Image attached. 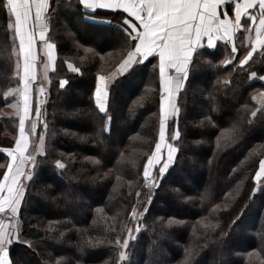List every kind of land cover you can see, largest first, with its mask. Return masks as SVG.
I'll return each instance as SVG.
<instances>
[{"label": "trees", "instance_id": "16d2710c", "mask_svg": "<svg viewBox=\"0 0 264 264\" xmlns=\"http://www.w3.org/2000/svg\"><path fill=\"white\" fill-rule=\"evenodd\" d=\"M115 14L49 0L36 24L57 60L35 120L30 153L41 138L43 147L27 170L11 264H264V183L253 180L264 159V51L242 69L241 49L229 64L225 45L194 54L169 121L176 154L151 184L143 167L158 142L159 60L113 77L130 50ZM12 23L0 5V180L18 131L6 114L20 83ZM99 76L109 84L106 114L93 99Z\"/></svg>", "mask_w": 264, "mask_h": 264}, {"label": "snow or ice", "instance_id": "6c2138e0", "mask_svg": "<svg viewBox=\"0 0 264 264\" xmlns=\"http://www.w3.org/2000/svg\"><path fill=\"white\" fill-rule=\"evenodd\" d=\"M80 3L92 11L105 10L120 12L126 25L125 34L130 43V50L119 64L117 74L124 76L136 64L149 61V58L159 59V79L162 89L160 96V119L158 142L155 150L147 158L143 167L145 182L153 178V171L159 165V174L164 175L173 160L175 149L168 143L169 139H178L179 132L169 136L170 110L178 113L179 109L173 103L174 95L180 90L182 84L188 80L189 68L192 65L195 52L201 48H215L217 41L225 44L232 43L231 58L226 63H233L238 56L233 37L237 31L251 32L252 29L242 24V19L257 24L255 37H249L248 49L239 57V67L242 69L252 60L257 51H264V0H80ZM11 17H14V33L19 39V59L22 61V75L20 81L23 85L21 96L23 110L19 116V138L15 148L6 149L10 162L6 165L7 171L0 180V213L18 211L23 198L21 177L29 173L24 172V167L31 162L35 164V157L29 152V136L36 130V125H31V133L26 132V122L31 115L29 100L30 89L35 81L36 54V24L41 20L42 14L49 8V0H0ZM258 9V15L252 10ZM234 12V16L231 14ZM45 30L41 26L39 37L45 40ZM46 57L54 66L53 55L55 45L46 43ZM18 70L21 65L18 64ZM70 72L79 71L73 64L68 63ZM253 76L255 73L252 74ZM264 79V77H261ZM66 80L60 82L64 88ZM43 88L40 89L43 94ZM261 95H264L262 93ZM94 104L98 112H108L109 84L104 76L98 77L94 91ZM255 99V97H253ZM264 112V109H258ZM37 116L39 111L37 110ZM256 111L252 116H256ZM167 146V156L164 157ZM58 168L64 165L57 163ZM257 185L264 183V161L259 163L258 170L253 177ZM135 211L133 216H135ZM15 239L20 240L19 233ZM13 243V233L0 224V264H11L8 245ZM119 244L120 241L117 240ZM128 246V241L123 242V247ZM125 259L121 254V260Z\"/></svg>", "mask_w": 264, "mask_h": 264}, {"label": "rangeland", "instance_id": "374dc122", "mask_svg": "<svg viewBox=\"0 0 264 264\" xmlns=\"http://www.w3.org/2000/svg\"><path fill=\"white\" fill-rule=\"evenodd\" d=\"M36 39L39 40V34H37ZM44 44H46V43H44ZM18 47H19V43H18ZM89 51H90L89 49L86 50V52H89ZM18 64L21 65V60L20 59L18 60ZM36 64L39 66V64H40L39 59H38V62H36ZM42 65L40 66V70L38 69V73H37V70H35V81L33 82L32 86H31V92H30V95H29V98H30L29 100H30L32 111H31V115H30L29 121L26 122V132L27 133H31V125L32 124L36 125L35 120H36V118H38L40 116V113L42 111L43 105H44V103L46 101V97H47L46 96V92H47V86H48V83H49V74L51 72L49 71L48 60H47V64H44L43 66ZM35 69H36V65H35ZM19 71H20V69L18 70V73H19ZM117 75L118 74H117V70H116V72H114V74H113V77H116ZM19 79H20V74H19ZM21 84L22 83L20 81L17 91L15 90L12 93L10 92L11 103L9 105V108L6 109V114L15 115L17 117V113L19 112V110L22 112L23 102H22V106H21V101H22L21 92H22L23 85L21 86ZM41 88H43V90H44L43 94H41V92H40ZM177 96H178V93H176L174 95L173 103L175 104L176 108L178 109L177 103H176ZM34 108H35V110H34ZM37 110L39 111V116H37V114H36ZM177 115H178V113H174V112H172L170 110L169 121L173 117H177ZM17 120H19V117H17ZM18 128H19V121H18ZM35 134H36V130H35L34 133H31V135L29 136V140H30V144L31 145L34 143L35 139L37 141V138H36ZM17 137H18V131H17ZM17 137H16V140H17ZM168 143H170V142L168 141ZM36 145H37L38 152L35 151V155L31 153L34 157H36L37 153H41L42 152L43 138H41V140L38 141ZM171 146L175 149V152L173 153V160H174V157H175V154H176V148L172 144H171ZM31 147L32 146H30V150H31ZM166 156H167V146L165 147L164 157H162V162L166 158ZM173 160H172V162H173ZM262 161H264V159ZM172 162L170 163V165L172 164ZM158 167H159V165L156 168H158ZM28 169H30V171L33 169V164L32 163L28 164V167H27L26 170H28ZM23 170H24V172L27 173V171L25 170V167H24ZM157 177L158 176L155 173V169H154L153 178L149 179L150 183L151 184L152 183L156 184V182L158 181ZM28 179L29 178H28L27 175H25L24 177H21L22 184L24 185L25 181H27ZM20 206H21V202L19 204L18 211L15 214H12L11 212L0 213V224H3L6 229L12 231V233H13V243L18 241V240L15 239V234L17 232L20 233V224H19V219H18ZM12 244L8 245V248Z\"/></svg>", "mask_w": 264, "mask_h": 264}, {"label": "crops", "instance_id": "0c3cea01", "mask_svg": "<svg viewBox=\"0 0 264 264\" xmlns=\"http://www.w3.org/2000/svg\"><path fill=\"white\" fill-rule=\"evenodd\" d=\"M80 1V0H79ZM240 2H243V0H240ZM82 7L86 10V11H88L89 13H91V14H94V13H96V12H101V13H114V12H110V11H105V10H96V11H92V9H88V8H86V7H84L83 5H82ZM254 13H256L257 15H258V9H253L252 10ZM116 14H115V16H116V18L118 19V20H120V22H122V24L126 27V25H125V23H124V20H123V16L124 15H126V14H123V13H120V12H115ZM232 16H234V12L231 14ZM12 18V21H13V24H14V17H11ZM100 21H104V22H106V20L104 19V20H100ZM119 22V21H118ZM242 24H244V25H246V26H248V27H250L251 29H252V31L251 32H247V31H243V30H241V31H237L236 33H235V35H234V37H233V41H234V43H235V46H236V48L238 49V53H239V51H240V49H241V56L243 55V53L248 49V42H249V37H252V38H254L255 37V28L256 27H258V22H257V24H251V22H249V21H246V19H242ZM15 37H16V35H15ZM16 40H17V42L19 43V39H18V37H16ZM221 45H225V46H227L228 47V50H229V53H231V48H232V43L230 42V43H228V44H225V42L224 41H217V46L215 47V48H217V47H220ZM215 48H211L210 50H214ZM209 49V48H208ZM199 50V49H198ZM197 50V51H198ZM46 51H47V49H46V44H40V43H38V41H37V39H36V45H35V47H34V52H35V54H36V62H38V59H39V61H40V64H39V66L36 64V69L35 70H37V73H38V69L40 70V66L43 64H47V57H46V55H45V53H46ZM196 51V52H197ZM195 52V53H196ZM258 52H260V51H257L256 53H258ZM256 53H254L253 54V56L256 54ZM53 55H54V57H55V63H56V60H57V55H56V49H54V53H53ZM159 60V59H158ZM42 65V66H43ZM48 67H49V71L51 72L53 69H54V67H55V65L53 66L49 61H48ZM22 75V61H21V69H20V76ZM100 77V76H99ZM97 81H98V79H97ZM21 86H22V84H21ZM162 90V89H161ZM30 92H31V89H30ZM30 99V98H29ZM21 106H22V101H21ZM22 110H23V107H22ZM22 112L19 110V112L17 113V117H19L20 116V114H21ZM19 121V120H18ZM19 138V128H18V137H17V139ZM30 141V140H29ZM30 146H31V144H30ZM13 148H15V145H14V147ZM29 152H30V147H29ZM31 162H29L28 164H30ZM28 164L25 166V170L27 169V167H28ZM27 171V170H26ZM26 173V172H25ZM24 177V176H23Z\"/></svg>", "mask_w": 264, "mask_h": 264}]
</instances>
